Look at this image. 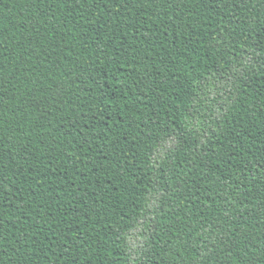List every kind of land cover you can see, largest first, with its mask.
<instances>
[{
    "label": "trees",
    "instance_id": "16d2710c",
    "mask_svg": "<svg viewBox=\"0 0 264 264\" xmlns=\"http://www.w3.org/2000/svg\"><path fill=\"white\" fill-rule=\"evenodd\" d=\"M0 264H264V0H0Z\"/></svg>",
    "mask_w": 264,
    "mask_h": 264
},
{
    "label": "rangeland",
    "instance_id": "374dc122",
    "mask_svg": "<svg viewBox=\"0 0 264 264\" xmlns=\"http://www.w3.org/2000/svg\"><path fill=\"white\" fill-rule=\"evenodd\" d=\"M134 242L136 246H139L140 244V240L138 238H134Z\"/></svg>",
    "mask_w": 264,
    "mask_h": 264
}]
</instances>
